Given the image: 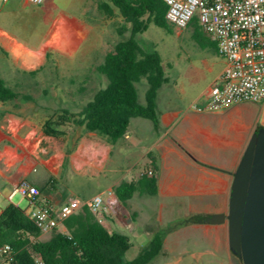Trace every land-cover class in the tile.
<instances>
[{"label":"crops","instance_id":"0c3cea01","mask_svg":"<svg viewBox=\"0 0 264 264\" xmlns=\"http://www.w3.org/2000/svg\"><path fill=\"white\" fill-rule=\"evenodd\" d=\"M93 4L94 0H83L82 14L90 13L86 10ZM72 5V0H45L39 5L0 0V15L30 9L23 35L0 19V78L39 103H25L23 108L29 112L16 114L1 113L7 107L0 101V214L14 199L8 196L20 181L26 179L37 187L50 182L40 200L55 207L72 198L87 201L102 194L107 210L98 217L110 231L130 237L133 256L162 233V251L151 262L240 264L230 247L228 220L210 222L206 217L228 213L234 174L262 125L245 124L233 108L237 104L218 111L191 108L192 103L205 100L226 67L215 42L202 31L199 40L194 39L197 46L177 49L175 61L167 68L163 65L167 81L156 99L158 130L150 119L135 117L126 135L115 142L84 127L67 129L60 138L48 136L42 130L40 112L50 106L41 101L51 99L63 103L58 108L67 107L69 81L42 85L27 73L56 61L57 56L95 69L106 53L92 62L93 29L86 17L70 9ZM189 32L194 37L195 32ZM181 33L177 30L178 36ZM105 80L84 78L77 84L91 90L106 84ZM40 85L42 93H35ZM50 85V92L44 94ZM139 87L144 95L145 82ZM40 168L44 175L39 174ZM148 169L156 171L157 194L136 192L127 205H118L114 188L124 180L139 179ZM92 181L98 184L97 191L83 194ZM30 209L29 204L26 212Z\"/></svg>","mask_w":264,"mask_h":264},{"label":"trees","instance_id":"16d2710c","mask_svg":"<svg viewBox=\"0 0 264 264\" xmlns=\"http://www.w3.org/2000/svg\"><path fill=\"white\" fill-rule=\"evenodd\" d=\"M99 8L108 16L115 15L116 8L121 17L116 27L121 38L106 51L103 62L95 67L107 83L95 91L79 110L62 107L50 113V107H45L48 111L42 122L45 135L60 138L67 133V127H84L88 132H96L115 142L126 135L132 118H147L154 123L156 130L160 127L156 99L160 87L167 81L163 59L157 49H145L138 35L152 23L167 32L173 31L174 25L166 16V2L108 0L102 1ZM188 28L199 40L204 30L197 16ZM128 29L130 34L126 37ZM46 68L50 70V64L27 74L33 77ZM144 82V101L141 102L139 85ZM49 88L45 87L43 93H49ZM0 101L7 107L1 113L21 114L23 104L39 105L33 96L9 85L2 78ZM49 183L38 187L40 193L46 191ZM136 192L156 195L157 175H149L146 170L139 179L124 180L114 188L117 203L123 206ZM61 226L43 240L41 229L26 209L11 202L0 214V264H38V260L44 264H148L163 248V234L159 233L148 246L127 258V253L133 248L130 237L120 231H110L88 205L67 217Z\"/></svg>","mask_w":264,"mask_h":264},{"label":"built area","instance_id":"2783aa9c","mask_svg":"<svg viewBox=\"0 0 264 264\" xmlns=\"http://www.w3.org/2000/svg\"><path fill=\"white\" fill-rule=\"evenodd\" d=\"M42 4L45 0H25ZM167 19L179 28H186L197 16L203 30L215 42L218 54L226 60L219 80L209 89L203 102L192 103L199 111H218L241 102L264 103V0H164ZM156 175L154 169L147 170ZM28 200V215L42 233L59 227L83 205L99 214L107 210L102 194L87 201L69 199L59 207L40 200L39 188L24 179L9 193ZM1 195V192H0ZM8 247H6L7 249ZM4 249V251H6ZM38 264H44L38 260Z\"/></svg>","mask_w":264,"mask_h":264},{"label":"rangeland","instance_id":"374dc122","mask_svg":"<svg viewBox=\"0 0 264 264\" xmlns=\"http://www.w3.org/2000/svg\"><path fill=\"white\" fill-rule=\"evenodd\" d=\"M83 0H72L73 5L70 9L73 12L79 13L81 16L86 17L89 24L91 25L94 37H95V45H94V59L93 63L102 60L103 52L110 50L114 47L115 43L121 38L117 33L116 27L121 21V17L118 15V10L115 8V15L108 16L106 12L99 8V4L102 1L108 0H94V4L92 8H88L86 11H90V13L82 14L84 11L83 7H80L79 4ZM30 9L22 10L17 14H10L8 12H4L0 15V19L3 22L8 23V27L11 30H14L16 33L23 35L25 33L24 25L25 20L30 16ZM25 11L27 14L25 15ZM15 17V19H14ZM17 17V18H16ZM177 30L182 31L181 35H177ZM191 29L188 27L186 28H179L177 26H173L172 32H167L164 28L157 26L156 24H151L149 28L144 31L143 33L138 35V39L142 46L149 50V49H157L163 59V65L167 68L168 64L172 61H175V52L179 48H186V47H193L197 46V43H194V37L189 32ZM130 32H126L125 36H129ZM102 77L99 76L95 69H86L84 64H80L78 61H73L69 59H65L62 56H57L56 61L50 63V70L48 68L40 71L36 76H33L35 79H39L41 84L49 82L54 83L57 81H69L68 91L69 96L66 98L69 101L68 104H64L68 108L72 110H79L83 104H85L95 92V89H99L106 84L104 83L101 86L97 87H90L92 88L89 90L88 86H80L78 85V81L84 78H98ZM107 81V80H105ZM42 85L38 87L35 93H42L41 88ZM52 85H50V88ZM140 100L141 102L144 101V95L142 91H140ZM41 104L50 106V113L53 109L61 107L63 103H56L53 102L51 99L50 101H41ZM235 111H237L238 116L243 120V122L247 125L251 124H261L264 126V103H257V102H241L238 103L233 107ZM24 112H29L27 108L22 109ZM47 110H41L40 115L42 121H44L45 117L47 116ZM70 128H77V127H67ZM45 171L43 168H40L39 174L44 175ZM97 183L94 181L91 182L90 187H85L83 189V194H94L97 191ZM4 200V198H1ZM12 202L19 204L22 208L26 209L29 205L27 199L22 198L20 194H16ZM61 228V227H60ZM51 235V232L42 233L41 239L45 240L48 239ZM133 251L130 250L126 257L132 258ZM240 264H243L242 260H239ZM150 264H163L161 262H151ZM199 264H206L204 261L200 262ZM208 264V263H207ZM211 264H224V263H211Z\"/></svg>","mask_w":264,"mask_h":264},{"label":"water","instance_id":"95a60500","mask_svg":"<svg viewBox=\"0 0 264 264\" xmlns=\"http://www.w3.org/2000/svg\"><path fill=\"white\" fill-rule=\"evenodd\" d=\"M224 219L232 252L243 264H264V126L252 135L234 174L228 213L206 217Z\"/></svg>","mask_w":264,"mask_h":264}]
</instances>
